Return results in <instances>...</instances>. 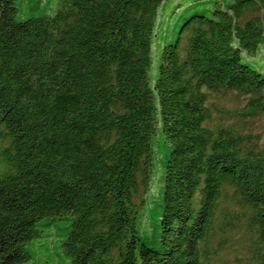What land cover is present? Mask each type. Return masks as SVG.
Here are the masks:
<instances>
[{
    "label": "trees",
    "instance_id": "1",
    "mask_svg": "<svg viewBox=\"0 0 264 264\" xmlns=\"http://www.w3.org/2000/svg\"><path fill=\"white\" fill-rule=\"evenodd\" d=\"M171 2L0 0V264H264V0Z\"/></svg>",
    "mask_w": 264,
    "mask_h": 264
},
{
    "label": "rangeland",
    "instance_id": "2",
    "mask_svg": "<svg viewBox=\"0 0 264 264\" xmlns=\"http://www.w3.org/2000/svg\"><path fill=\"white\" fill-rule=\"evenodd\" d=\"M170 1H172L171 4H168L165 8V14L168 17L167 25L170 26L169 31H171V29L175 28L178 25V20H179L178 16L179 14H181L179 12L173 14L175 4H179V3L185 4L187 2H191L192 0H170ZM169 37L172 38L171 35ZM156 55H158V52L156 53ZM260 55H264V45L261 48ZM262 65L264 69V64ZM208 95L210 100L209 104H213L214 106L219 107L225 111L237 109L239 107V104L241 105L244 101V99L238 97L234 93L224 96V94L217 95L212 92H208ZM213 116L216 120H218V116L216 112L213 114ZM212 124H213L212 126H215V122H213ZM248 130L253 134H258L260 136L261 144H264V114L250 121L248 124ZM156 185H157V178H155V180L152 182L151 190L149 192V197H151V200L153 199ZM143 221H146L145 217L143 218ZM240 227H241L240 229L236 230V232L238 233L235 236L226 238L227 244L224 247H222L223 248L222 251L217 252L216 254H213L210 257V264H235L236 258H240L243 260L247 259L248 258V256L246 255L247 251H250V253L253 252L251 249L252 241L246 232L247 230L246 223L241 221ZM41 248L43 249L45 248V246H42ZM41 248H39V251L44 256V254L47 251L40 250ZM42 251L45 252L42 253Z\"/></svg>",
    "mask_w": 264,
    "mask_h": 264
}]
</instances>
